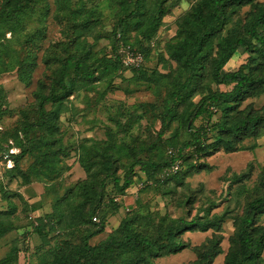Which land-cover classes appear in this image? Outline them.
I'll use <instances>...</instances> for the list:
<instances>
[{"label":"rangeland","instance_id":"374dc122","mask_svg":"<svg viewBox=\"0 0 264 264\" xmlns=\"http://www.w3.org/2000/svg\"><path fill=\"white\" fill-rule=\"evenodd\" d=\"M152 1L154 0H146L145 4H151ZM61 2L68 4V9L62 11L63 18H55L58 11L56 2L40 1L22 15L21 27L16 31H7L3 35L0 32L1 146L8 144V141L12 144L24 116L29 119L35 117V93L48 90L53 79L52 73L66 54L80 56L83 59L82 70L86 63L92 65L112 53L111 30L117 18V5L108 0ZM194 2L195 0L165 1L167 12L161 18L160 26L152 38L154 47L146 48L142 76H137V73L129 69L115 72L108 65L91 81L79 77L72 81L66 76L64 82L71 84L72 92L58 106V127L54 133L58 139L57 144L67 153L61 157V161L69 166L60 176L61 189H51L50 182L45 180L25 182L24 175L29 173L27 167L34 160L32 154L20 158L18 165L11 170L5 169L0 161V261L4 260V264H49L51 257L48 251L67 241L66 249L69 252L70 245L78 243V233L85 227L62 235L48 233L41 238L33 230L34 226L29 225L28 221H31L27 216L32 215L36 223V218L43 220L53 216L51 209L56 198L66 188L86 177L77 161L81 156L85 165L91 162L95 182L103 177L105 169L121 179L133 154L141 157L145 146L153 150L154 157L161 158L165 156L167 149L179 145L180 138H185L181 121L171 122L161 136L157 137L159 121L156 116L159 109L156 106L163 101L169 77L159 80L153 78L175 67V63L167 59L165 46L173 41L175 20L187 12ZM262 4L264 0H251L240 6L225 26L228 34H243V23ZM45 8L46 13L42 17ZM73 10H76L79 18L76 22L70 20V12ZM88 15L92 17L88 29L81 34L75 30L79 36L71 39L73 28ZM4 29L5 26L1 25V30ZM37 29H43L40 42L35 45L27 43L25 36ZM125 35L136 43L137 37L132 29ZM123 42L129 45L128 42ZM85 51H88L87 58ZM27 54L33 56L29 60L34 65L27 70L28 77L23 80L21 66L17 61ZM227 62L222 71L240 69L251 78L264 77V58L248 53L242 47H238ZM232 87L233 84L215 85L207 81L205 91L223 92ZM248 93L235 104H229L231 109L228 111L224 104L215 106L217 114L212 119L216 121L213 122L215 127L207 131V143L213 141L218 144L185 159L180 166L178 179L171 177L165 180L160 173H156L151 179L145 180L146 186L144 183L140 187L136 183L130 184L120 195L118 209L112 208L111 203L103 206L99 215L105 222L104 230L88 238L89 244H96L104 239L119 226L122 219L132 218V215L142 217V224L138 227L153 237L162 232L164 224L160 219L163 218L217 217L220 219L219 223L205 231L183 232L179 239L186 247L157 257L153 259V263L187 264L214 239V255L209 264H223L227 252L235 249L230 238L245 203L260 194L258 179L264 168V120L257 124L253 132L247 133L249 135L246 134L237 142L236 138L226 134L224 137L219 136L218 132V124L225 118L237 119L247 113L264 117V85L256 84ZM198 99L199 95H195L191 102L195 103ZM138 103H147L149 106L137 118L143 111L134 107ZM50 108L51 104L44 105L45 110ZM200 122L201 120H195L193 123L199 125ZM37 133L40 132L36 131L35 135ZM103 159L108 161L109 166L101 164ZM136 177L144 179L137 170ZM103 183V199L115 196L112 180L105 179ZM80 200L79 194L75 193L73 204ZM10 211L12 212L9 213ZM68 219L70 218L66 217ZM257 224L264 227V214L259 215ZM258 264H264V244Z\"/></svg>","mask_w":264,"mask_h":264},{"label":"trees","instance_id":"16d2710c","mask_svg":"<svg viewBox=\"0 0 264 264\" xmlns=\"http://www.w3.org/2000/svg\"><path fill=\"white\" fill-rule=\"evenodd\" d=\"M40 1L46 0H1L0 32L2 35L7 31L14 32L21 27L22 15ZM52 1L57 3L58 8L55 18H63L62 11L68 9V4L62 3L61 0ZM108 1L117 5L115 10L117 18L111 30V55L98 59L92 65L86 63L84 69L80 70L83 59L74 53L66 54L53 71L52 83L48 90L35 93V117L29 119L24 116V121L19 131L16 132L15 139L11 141V145L17 147L18 152L9 155L12 166L5 169L15 168L20 158L25 155L32 154L34 157L27 167L29 173L24 175L25 182L45 180L50 182L51 189L62 188L59 181L60 176L68 170L69 166L61 161V157L66 156L67 153L57 144L58 139L54 133L58 127V106L72 92L71 84L67 85L64 82L67 75L72 81L75 77L91 81L96 79L98 73L106 69L107 65L115 72L129 69L137 73V76L143 75L147 56L146 48L154 47L152 38L160 26L161 18L167 12L164 4L166 0H154L151 4H145L146 0ZM250 1L195 0L189 10L175 20L173 41L165 46L167 59L174 62L175 67L153 78L159 80L169 77L163 101L156 106L159 109L156 116L159 121L157 137L161 136L171 122L181 121L185 138H180L177 147L167 149V151L171 150L172 154L166 151L165 156L161 158L154 157L153 150L145 146L141 157L138 158L133 154L121 179L105 169L103 177L95 182V176L93 177L95 171L92 170L91 162L85 165V160L81 156L77 161L86 173V177L66 188L56 198L51 209L53 214L51 218L43 220L36 218L37 223L33 227L35 233L41 238L48 233L62 235L71 230L79 231L81 227H85L78 233V243L70 245L69 252L66 249L67 241H63L61 246L48 251L51 257L49 264H154L153 259L175 253L186 247V244L179 239L183 232L205 231L219 223L220 219L217 217L211 219L198 216L190 219L167 217L160 219L164 224L163 230L153 237L138 227L142 224V217L132 215V218L122 219L116 229L96 244L88 242V238L104 230L105 222L99 215L103 206L111 203L112 208L118 209L119 207V203L111 198L103 199L105 179L112 180L115 196L122 195L130 184L137 181H141L146 186V179H151L156 173H160L165 180L171 177L178 179L180 166L185 159L203 153L208 147L218 144L213 141L207 143L209 138L207 131L215 127L213 122L216 121H212L217 114L215 106L219 103L224 104L228 111L231 109V106L228 107L229 104L233 105L246 97L252 86L264 85V77L251 78L240 69L222 71L223 65L225 63L227 65L228 59L238 47L264 58V4L258 5L243 23L245 29L243 34L238 32L228 34V29L225 27L236 10ZM75 12L76 10L70 12L72 22L79 19ZM45 13L46 8L42 17ZM91 19L89 15L83 17L81 23L73 28L71 39L77 38L79 34L87 30ZM1 25L5 26L4 30H1ZM130 29L135 32L136 43L125 37ZM74 33L77 34L74 35ZM116 33L119 34L118 38ZM42 35L43 29L34 30L25 36V41L35 45L40 42ZM122 40L142 54V63L138 67L125 68L118 62L116 50L119 41ZM32 57L27 54L25 58L17 61L21 66L20 72L23 80L28 77L27 70L34 65L29 60ZM87 57L88 51H85V58ZM152 73L154 74L153 71ZM207 81L215 85L233 84V87L223 92L205 91ZM195 95H199V99L192 103V97ZM47 103L52 105L49 110L44 109ZM148 106L147 103L134 104L135 108L143 110L137 118L148 109ZM212 109L215 110L214 113ZM195 120L198 122L201 120L200 124L194 125ZM263 120L264 117L261 115L251 113L237 119H222L218 124L219 136L226 134L236 138V142L240 141L247 133L253 132L257 124ZM36 131L40 133L35 135ZM176 136L177 134L174 137ZM7 146L9 145H0V151L6 152ZM175 159H179L178 168L174 172L166 173L165 170ZM102 162V165L109 166L106 159ZM136 170L142 173L144 179L135 178ZM258 186L260 194L245 203L241 215L235 222L234 232L230 238L235 249L227 252L223 264H258L259 262L264 244V227L258 225L257 220L259 215L264 214V168L259 176ZM75 193L79 194L81 200L73 204ZM66 217L70 219L66 220ZM92 217H95L97 221H93ZM28 223L30 225L29 221ZM156 225L158 226L157 223ZM213 242L215 240L211 239L207 247L197 252L196 258L187 264H209L214 255ZM0 264H4V260H1Z\"/></svg>","mask_w":264,"mask_h":264},{"label":"built area","instance_id":"2783aa9c","mask_svg":"<svg viewBox=\"0 0 264 264\" xmlns=\"http://www.w3.org/2000/svg\"><path fill=\"white\" fill-rule=\"evenodd\" d=\"M116 37H119V34L116 33ZM117 53V59L118 62L120 63L121 66L125 67V68H133V67H138L141 63H142V59L143 56L142 54L134 49L133 47H131L130 45L124 43L123 41H119V45L118 48L116 50ZM212 112L214 113L215 110L212 109ZM9 146L6 147V152L0 151V161L1 164L4 168H10L12 166V161L9 158V155L11 154H15L17 153V148L10 145V141H8ZM188 149H186L187 151ZM168 153L172 154L171 150L167 151ZM179 165V159H175L172 163H170V165L167 167V169L165 170L166 173H170V172H174ZM142 185L141 181H137L136 182V186L140 187ZM111 199L114 202L119 203L120 200V196H113L111 197ZM127 208L125 207V210ZM28 220H30V224L35 226L36 222L33 219L32 215H28L27 216ZM93 221H97V219L95 217H92Z\"/></svg>","mask_w":264,"mask_h":264}]
</instances>
